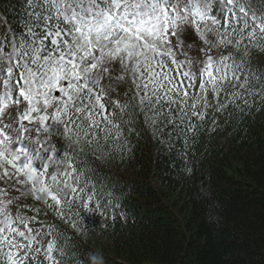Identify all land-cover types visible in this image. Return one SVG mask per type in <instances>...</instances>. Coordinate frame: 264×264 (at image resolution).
<instances>
[{
  "label": "snow or ice",
  "instance_id": "obj_1",
  "mask_svg": "<svg viewBox=\"0 0 264 264\" xmlns=\"http://www.w3.org/2000/svg\"><path fill=\"white\" fill-rule=\"evenodd\" d=\"M253 52L264 0H0V264H66L56 220L83 234L85 214L116 219L121 201L92 182L89 155L123 160L141 127L188 148L217 113L264 111Z\"/></svg>",
  "mask_w": 264,
  "mask_h": 264
},
{
  "label": "trees",
  "instance_id": "obj_2",
  "mask_svg": "<svg viewBox=\"0 0 264 264\" xmlns=\"http://www.w3.org/2000/svg\"><path fill=\"white\" fill-rule=\"evenodd\" d=\"M11 2L18 7L19 0ZM258 56L264 61V54L253 52V66ZM229 112L231 119L217 113L216 131L194 136L188 148L174 137L169 151L138 125L142 136L133 135L130 156L89 155L92 182L105 185L122 206L115 220L85 214L83 234L56 220L71 240L66 264L82 258L89 264H264V111L243 118ZM67 148L61 141L58 155ZM186 161L194 168L187 175ZM47 219H54L51 213Z\"/></svg>",
  "mask_w": 264,
  "mask_h": 264
},
{
  "label": "rangeland",
  "instance_id": "obj_3",
  "mask_svg": "<svg viewBox=\"0 0 264 264\" xmlns=\"http://www.w3.org/2000/svg\"><path fill=\"white\" fill-rule=\"evenodd\" d=\"M220 144H221V145H224L225 142L221 140V141H220ZM37 206L40 207V209H41V214H43V208H42L43 205H40L39 203H37ZM42 218H44L43 215H41V219H42Z\"/></svg>",
  "mask_w": 264,
  "mask_h": 264
}]
</instances>
